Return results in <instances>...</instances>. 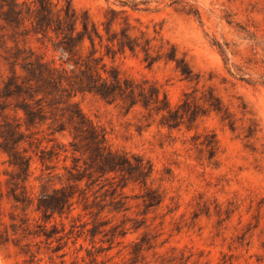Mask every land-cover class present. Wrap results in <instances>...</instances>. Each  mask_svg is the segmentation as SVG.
<instances>
[{"label": "trees", "instance_id": "trees-1", "mask_svg": "<svg viewBox=\"0 0 264 264\" xmlns=\"http://www.w3.org/2000/svg\"><path fill=\"white\" fill-rule=\"evenodd\" d=\"M29 40L49 48L57 60L26 46ZM154 41L122 10L107 8L97 24L71 0H0V64L5 68L0 75V154L8 168L0 209L6 197L18 211L9 214L8 225L0 212V248L13 245L24 257L23 264H66V253L56 255L70 235L75 240L89 236L92 248L85 249V258L69 264H112L98 256L128 231L125 220L112 224L105 215L128 210L122 190L128 185L140 188L147 209L163 201L159 190L151 187V161L112 148L106 131L81 112L76 97L90 95L124 116L138 115V130L155 125L168 132H189L210 114L234 130L230 113L210 90L200 96L196 90L185 92L172 106L156 83L121 76L113 61L128 51L141 54L147 67L172 63L183 80H193L177 47L161 37L158 45ZM193 139L203 158L216 165L215 135ZM34 159L39 165L35 176ZM29 212L37 215L33 225ZM64 221L69 222L67 231ZM98 236L102 246L95 249ZM41 244L48 251L47 262L38 258ZM144 244H149L144 238L131 243V264L137 263Z\"/></svg>", "mask_w": 264, "mask_h": 264}, {"label": "rangeland", "instance_id": "rangeland-1", "mask_svg": "<svg viewBox=\"0 0 264 264\" xmlns=\"http://www.w3.org/2000/svg\"><path fill=\"white\" fill-rule=\"evenodd\" d=\"M71 1L97 24L107 8L125 11L132 25L155 37L154 45L160 37L174 44L194 75L188 82L172 63L147 67L141 54L125 51L113 61L121 76L156 83L172 106L185 92L196 90L200 96L210 90L234 123L232 131L210 114L197 120L189 132H168L155 125L138 130L142 124L138 115L124 116L90 95L76 97L81 112L106 131L112 148L142 154L151 161V187L163 197L159 207L147 209L140 188L128 185L123 189L128 210L105 215L112 224L125 220L128 231L123 238H115L112 248L98 259L131 264V243L144 238L149 244L143 245L136 264H264V0ZM25 44L57 60L49 48L33 40ZM4 72L0 64V75ZM211 133L217 141L216 165L203 158L195 146L198 140L193 139ZM4 161L0 154L1 191H5L4 171L8 169ZM38 167L34 159V176ZM30 183L36 185L32 179ZM0 212L6 225L9 214L18 213L6 197ZM27 216L33 225L37 215L29 212ZM64 223L67 231L69 222ZM133 226L138 229L134 231ZM68 237L56 255L66 253V264L85 258V249L92 248L89 236ZM100 238L95 239V249L102 246ZM40 249L38 258L47 262L44 253L48 251L43 244ZM23 261L13 245L0 248V264Z\"/></svg>", "mask_w": 264, "mask_h": 264}]
</instances>
